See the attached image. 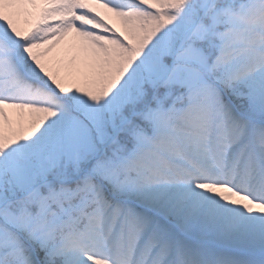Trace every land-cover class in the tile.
Here are the masks:
<instances>
[{
	"label": "snow or ice",
	"instance_id": "snow-or-ice-1",
	"mask_svg": "<svg viewBox=\"0 0 264 264\" xmlns=\"http://www.w3.org/2000/svg\"><path fill=\"white\" fill-rule=\"evenodd\" d=\"M0 264H264V0H0Z\"/></svg>",
	"mask_w": 264,
	"mask_h": 264
},
{
	"label": "bare ground",
	"instance_id": "bare-ground-1",
	"mask_svg": "<svg viewBox=\"0 0 264 264\" xmlns=\"http://www.w3.org/2000/svg\"><path fill=\"white\" fill-rule=\"evenodd\" d=\"M97 5H94V7H96ZM99 11H100V9H99ZM101 12V11H100ZM105 13H106V15L108 14L109 16L111 15V14H109V13H107V11H105ZM104 13V14H105ZM106 18H108V16H105ZM77 37L75 36V34H70L67 38H66V40L60 45V49H65V48H67L69 45H71V44H74V41H75V39H76Z\"/></svg>",
	"mask_w": 264,
	"mask_h": 264
},
{
	"label": "rangeland",
	"instance_id": "rangeland-1",
	"mask_svg": "<svg viewBox=\"0 0 264 264\" xmlns=\"http://www.w3.org/2000/svg\"><path fill=\"white\" fill-rule=\"evenodd\" d=\"M96 8H97L98 10L100 9L101 14H104L105 11H106L105 9L99 7L98 5L96 6ZM104 15H105V16H108V18L110 17L108 14L106 15V13H105ZM109 22H110V23H114L115 21H114V19H110ZM117 26H118V24H117ZM77 40H78V38L75 39L74 44L77 42Z\"/></svg>",
	"mask_w": 264,
	"mask_h": 264
}]
</instances>
